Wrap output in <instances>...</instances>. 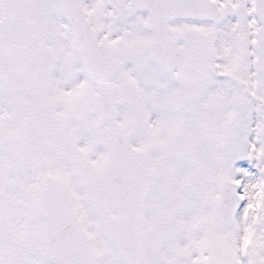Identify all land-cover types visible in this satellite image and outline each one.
Returning <instances> with one entry per match:
<instances>
[{
    "label": "snow or ice",
    "instance_id": "obj_1",
    "mask_svg": "<svg viewBox=\"0 0 264 264\" xmlns=\"http://www.w3.org/2000/svg\"><path fill=\"white\" fill-rule=\"evenodd\" d=\"M0 264H264V0H0Z\"/></svg>",
    "mask_w": 264,
    "mask_h": 264
}]
</instances>
